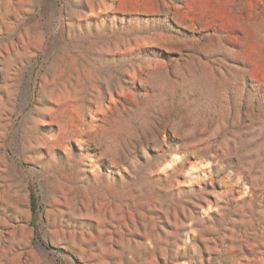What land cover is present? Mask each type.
I'll return each mask as SVG.
<instances>
[{"label": "rangeland", "instance_id": "rangeland-1", "mask_svg": "<svg viewBox=\"0 0 264 264\" xmlns=\"http://www.w3.org/2000/svg\"><path fill=\"white\" fill-rule=\"evenodd\" d=\"M0 264H264V0H0Z\"/></svg>", "mask_w": 264, "mask_h": 264}, {"label": "trees", "instance_id": "trees-1", "mask_svg": "<svg viewBox=\"0 0 264 264\" xmlns=\"http://www.w3.org/2000/svg\"><path fill=\"white\" fill-rule=\"evenodd\" d=\"M38 202L39 198L37 195V192L33 187H30V204H31V211L33 214V219L31 221V226L34 228V234L36 238H39L38 229H37V213H38ZM42 245L47 249H52V247L49 244L42 243Z\"/></svg>", "mask_w": 264, "mask_h": 264}]
</instances>
